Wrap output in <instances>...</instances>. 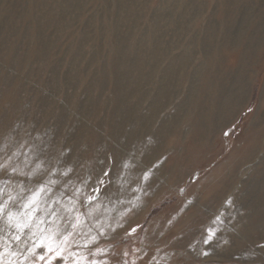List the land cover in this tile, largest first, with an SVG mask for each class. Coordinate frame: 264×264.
Here are the masks:
<instances>
[{"label": "rangeland", "instance_id": "rangeland-1", "mask_svg": "<svg viewBox=\"0 0 264 264\" xmlns=\"http://www.w3.org/2000/svg\"><path fill=\"white\" fill-rule=\"evenodd\" d=\"M0 264H264V0H0Z\"/></svg>", "mask_w": 264, "mask_h": 264}, {"label": "bare ground", "instance_id": "bare-ground-1", "mask_svg": "<svg viewBox=\"0 0 264 264\" xmlns=\"http://www.w3.org/2000/svg\"><path fill=\"white\" fill-rule=\"evenodd\" d=\"M193 1H194V0H193ZM174 2H175V1H174ZM193 5H195V4L193 3ZM195 8H196V7H195ZM164 23H165V22H164ZM160 35H162V34H160ZM144 49H145V48H144ZM125 51H126V50H125ZM141 51H143V50H141ZM144 52H145V51H144ZM160 53H161V52H160ZM121 54H122V53H121ZM122 56H123V55H122ZM122 56H121V58H122ZM126 58H127V57H126ZM131 58H132V56H131ZM131 58H130V59H131ZM123 59H124V58H123ZM124 60H125V59H124ZM128 60H129V59H128ZM182 60H183V59H182ZM123 62H124V61H123ZM125 62H126V61H125ZM124 66H125V65H124ZM169 68H170V67H169ZM173 71H174L173 67H172V69L170 68L169 70L166 69V73H164V76H163L162 80H164V82H165L166 80H168V81L170 80V81H171V87L174 89V88H175V85H176V80H175V78H174L175 76L173 75V73H174ZM127 72H128V71H126V72H123V71H122V72H120V74H121L122 76H125V74H127ZM136 72H137V75H138L139 73H141L140 70H137ZM150 72H151V71H150ZM150 74H151V73H150ZM138 76H139V77H138ZM138 76H137L136 78L140 79L139 81H140V85H141V81H143V82H144V80L146 81V79H144V77H145L146 75L143 74V75H138ZM150 77H151V76L148 75L147 80H149ZM139 81H138V82H139ZM172 81H173V82H172ZM164 82H163V83H164ZM242 82H243V79L240 80L239 82H237V83H239V84H235V85L237 86L238 89H239L240 85L243 84ZM163 83H161V85H162ZM241 83H242V84H241ZM168 85H169V84H168ZM160 88H161V87H160ZM156 100H157V99H156ZM156 100H155V101H156ZM153 101H154V100H153ZM155 101H154V102H155ZM153 104H155V103H153ZM154 108H155V107H154ZM131 116H132V115H131ZM131 116H130V117H131ZM133 117H134V116H133ZM170 117H171V116H170ZM139 118H140V117H139ZM120 121H122V120H120ZM125 122H126V121H125ZM125 122H124V123H125ZM131 124H132V123H131ZM123 126H124V125H123ZM148 127H149V126H148ZM148 129H149V128H148ZM145 130H146V129H145ZM149 130H150V129H149ZM128 131H129V130H128ZM152 132H154V131H152ZM155 132H156V131H155ZM159 132H160V130H159ZM159 132H158V133H159ZM164 132H165V131H164ZM133 133H134V132H133ZM135 133H136V132H135ZM125 134H126V133H125ZM125 134H124V135H125ZM141 134H142V133H141ZM159 134H160V136L162 135V133H159ZM118 135H119V134H118ZM124 135H123V136H124ZM153 135H155V134L153 133ZM163 135H164V134H163ZM141 136H142V135H141ZM151 136H152V135H151ZM151 136L149 135V137H151ZM157 136H158V135H157ZM160 136H159V137H160ZM136 137H137V136H136ZM126 138H128V137H126ZM137 138H138V137H137ZM152 138H153V137H152ZM152 138L147 139L149 143L152 142ZM131 139H132V138H131ZM118 140H119V139H118ZM120 141H121V140H120ZM126 141H127V140H126ZM121 142H122V141H121ZM124 143H125V142H124ZM126 143H127V142H126ZM140 145H144V143H143V144H140ZM140 145H139V146H140ZM130 146H131V145H130ZM134 146H136V145H134ZM145 146H147V145H145ZM136 147H137V146H136ZM132 148H134V147H132ZM134 149H135V148H134ZM132 150H133V149H132ZM132 150H131V151H132ZM136 150H137V149H136ZM134 151H135V150H134ZM120 155H121V154H120ZM120 164H121V163L117 162V165H118L119 167H120ZM123 164H124V166L127 167L126 163H123ZM124 166H123V167H124ZM121 167H122V165H121ZM123 167H122V168H123ZM259 171H260V170H259ZM259 186H260V185H258V187H259ZM262 186H263V185H262ZM247 187H248V186H247ZM256 193H257V192H256ZM245 194H246V193H245ZM243 195H244V194H243ZM253 195H254V194H253ZM115 196H116V195H115ZM243 205H244V204H243ZM251 212H252V211H251ZM242 215H243V214H242ZM103 216H104V215H103ZM239 217H240V216H239ZM250 221H251V220H250ZM240 223H241V222H240ZM245 223H246V222H245ZM249 226H250V225H249ZM249 228H250V227H249ZM246 231H247V230H246ZM247 232H248V231H247ZM223 236H224V235H223ZM222 240H223V239H222Z\"/></svg>", "mask_w": 264, "mask_h": 264}, {"label": "crops", "instance_id": "crops-1", "mask_svg": "<svg viewBox=\"0 0 264 264\" xmlns=\"http://www.w3.org/2000/svg\"><path fill=\"white\" fill-rule=\"evenodd\" d=\"M116 219H117V218H116ZM121 221L123 222L124 220L122 219ZM122 224H123V223H122ZM116 230H117V225H116ZM116 230H115V231H116ZM116 232H117V231H116ZM103 235H104V234H103ZM115 244H116L115 242L112 244V245L114 246V248H118L117 246H115ZM116 245H117V244H116ZM124 245H125V243H124ZM123 247H124V246H123ZM48 255H50V254H48ZM48 255H47V257H48ZM60 255H61L60 253H59V254L57 253V254H56V257H55L54 259L52 258V260H55V261H56L57 258H60ZM50 256H51V255H50ZM52 256L54 257V254H52ZM89 263H90V262H89ZM126 263H127V262H126Z\"/></svg>", "mask_w": 264, "mask_h": 264}]
</instances>
